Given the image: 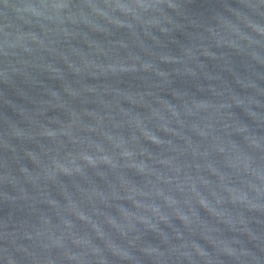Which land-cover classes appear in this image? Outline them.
<instances>
[{"label": "water", "instance_id": "95a60500", "mask_svg": "<svg viewBox=\"0 0 264 264\" xmlns=\"http://www.w3.org/2000/svg\"><path fill=\"white\" fill-rule=\"evenodd\" d=\"M0 264H264V0H0Z\"/></svg>", "mask_w": 264, "mask_h": 264}]
</instances>
